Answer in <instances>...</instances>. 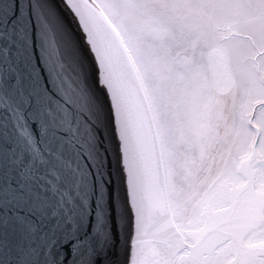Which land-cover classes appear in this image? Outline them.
Returning a JSON list of instances; mask_svg holds the SVG:
<instances>
[{
	"label": "snow or ice",
	"instance_id": "snow-or-ice-1",
	"mask_svg": "<svg viewBox=\"0 0 264 264\" xmlns=\"http://www.w3.org/2000/svg\"><path fill=\"white\" fill-rule=\"evenodd\" d=\"M0 264H264V0H0Z\"/></svg>",
	"mask_w": 264,
	"mask_h": 264
}]
</instances>
